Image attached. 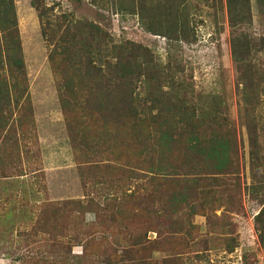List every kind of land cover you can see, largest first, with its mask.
Masks as SVG:
<instances>
[{"label":"rangeland","instance_id":"374dc122","mask_svg":"<svg viewBox=\"0 0 264 264\" xmlns=\"http://www.w3.org/2000/svg\"><path fill=\"white\" fill-rule=\"evenodd\" d=\"M0 12V42L14 17L24 61L0 109V264H264L260 0L239 23L228 0H0ZM72 20L142 46L137 109H87L80 89L62 109L51 51ZM214 137L230 145L224 173L198 153Z\"/></svg>","mask_w":264,"mask_h":264},{"label":"trees","instance_id":"16d2710c","mask_svg":"<svg viewBox=\"0 0 264 264\" xmlns=\"http://www.w3.org/2000/svg\"><path fill=\"white\" fill-rule=\"evenodd\" d=\"M248 1L228 0L232 23L244 20L243 9ZM260 4L263 5L264 1L260 0ZM34 5L37 6L35 2ZM236 9H238V13L235 12ZM7 20L0 12V21L6 22ZM9 23H11L9 28H3V45L0 42V63L3 66L0 71L6 69V75L2 76L0 73V109H7L11 106L13 95L18 97L17 94L20 90L18 89V79L24 76V61L15 18L13 17ZM58 26L59 28L56 30H60L59 23ZM56 30L50 33L52 36L50 40H53V37L58 34ZM83 32L85 33L83 34ZM104 46L109 50V53L105 55L107 56L105 64H102L95 58L104 55ZM141 47L129 41L113 43L112 38H108L107 32L95 23L73 20L67 22L51 51L52 60L58 59L59 61L54 72L62 109H71L72 105H75L70 102L69 98L74 97L77 89L88 92L85 106L87 109H97L96 112H101V109L109 107L132 109V111L137 109L138 95L135 93V88L138 82L140 65L138 58ZM259 77L264 83V70L259 73ZM116 91L117 94L113 95L109 101L108 97ZM165 133L161 132L159 135V140L162 143L168 137ZM198 146H200L198 153L205 162L211 165L213 170L217 173L226 171L224 169L231 162L229 160L230 145L226 138L214 137L208 144ZM255 157L257 158V156ZM255 157L252 159V165H255Z\"/></svg>","mask_w":264,"mask_h":264}]
</instances>
